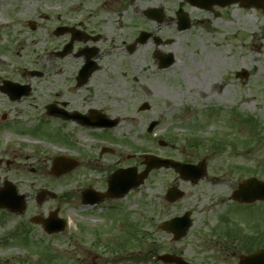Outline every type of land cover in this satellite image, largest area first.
<instances>
[{"label": "rangeland", "instance_id": "obj_1", "mask_svg": "<svg viewBox=\"0 0 264 264\" xmlns=\"http://www.w3.org/2000/svg\"><path fill=\"white\" fill-rule=\"evenodd\" d=\"M96 1L0 0V70L36 69L46 74L38 95L20 105L25 132L28 126L38 128V137L7 132L0 141V158L11 162L0 167V186L6 180L14 183L27 205L22 214L0 210V264H113L114 260L127 264L120 259L136 256L137 248L118 252L110 247L134 246L129 229L125 231L131 221L121 218L110 223L107 215H131L139 229L136 246L152 244L162 250L170 244L160 222L185 210L192 211L194 220L180 244L185 258L200 259L199 253L207 247L205 255L214 257L216 264H236L258 243L244 241L242 235L264 240V202L245 209L231 199L244 178L264 179L262 12L239 5L214 12L188 7L193 24L178 31L176 10L182 0H129L126 10L125 0L113 2L103 7L99 25L88 28L102 36L96 42H75L74 51L86 46L98 49L94 58L98 70L77 88L75 77L85 59L52 55L67 39L55 37L51 28L56 19L81 24L85 9L93 8ZM157 7L164 8L163 22L141 15ZM30 21L38 23L35 30ZM142 30L170 42L148 41L128 50ZM157 53H171L175 62L161 69L154 57ZM242 71L248 72L246 78L237 75ZM56 94L70 111L87 114L95 109L119 123L90 130L39 117L44 112L42 102L54 101ZM144 103L148 110H140ZM151 121L158 125L149 133ZM4 148L8 151L2 153ZM145 152L193 164L205 160L207 176L192 183L172 167L155 168L142 185L117 201L90 207L82 203L88 184L102 187L121 167L144 170ZM62 154L78 159L79 165L53 175L54 158ZM172 185L186 194L169 204L165 194ZM111 204L115 205L109 210ZM56 209L57 216L68 221L64 231L50 235L42 225L30 222L31 217L46 218ZM224 216L229 219L226 223ZM111 224L116 229L110 236L106 233ZM147 229L153 238L143 236ZM230 229L237 231L235 236H227Z\"/></svg>", "mask_w": 264, "mask_h": 264}, {"label": "flooded vegetation", "instance_id": "obj_2", "mask_svg": "<svg viewBox=\"0 0 264 264\" xmlns=\"http://www.w3.org/2000/svg\"><path fill=\"white\" fill-rule=\"evenodd\" d=\"M118 0H97L93 6V8H89L87 7L85 9L84 15H83V19H82V23L81 24H76V23H69L67 21H59V19H56L57 22L52 26L51 31L52 34L55 37H64L67 39L66 41L62 42L59 46L55 47V49L52 50V55H55L58 59H65V58H71V57H75V58H81L83 57L85 59V61H87L88 56L90 54V51L92 47L86 46L85 48H81V49H77V51H74L75 46L77 41L81 42L84 41L85 43L89 42V41H93L96 42L102 35L101 33H95L92 30L88 29L89 25L94 23L95 27L99 25L100 22V16L101 13L103 12V7L108 6L109 4L116 2ZM130 1L129 0H125L124 1V6L123 9H127L128 7H130ZM182 4L178 5V10L179 9H186V8H193L191 7L186 0H182ZM161 10V15L160 18L161 20H157V16L155 17L154 15H148L147 14V10L149 8H147L146 10H143V12L141 13V15L144 18H148L149 20H153L156 21L157 23H161L163 22V20L166 18V14L164 11L163 7H157ZM216 9H220L219 7H215L213 9L212 12H214ZM178 10H176V26L177 29L179 27V23L181 22L179 17H178ZM186 11V10H185ZM261 11V10H260ZM262 15L264 18V13L263 11ZM156 18V20H155ZM184 24L183 21L180 23ZM193 24V22H192ZM137 25V24H136ZM31 29H36L38 27V23L34 22L33 26H31V24H29ZM82 26V27H81ZM81 27V28H80ZM148 33H151L149 35V37L147 38V41H154V42H158L159 44H166L169 43L170 40H164V39H160L158 37H156L153 32H150L148 30H142ZM141 31V32H142ZM179 31V30H178ZM140 32V33H141ZM139 33V34H140ZM138 34V35H139ZM1 35V34H0ZM159 40V41H158ZM145 42V43H146ZM3 50L0 49V58L3 55ZM95 52L97 54L98 49L95 48ZM96 72V71H95ZM93 72V74L95 73ZM79 74V71H78ZM78 74L75 77L76 80V86L77 88H80L84 85H86L90 78L87 80L86 83H84L82 86H79L78 83ZM45 73L41 70H24V71H18V72H13V71H8L5 69L0 70V141L2 140V138L5 136V134L7 132H12V133H16L19 134L20 132H24L26 134H30L32 136H37L38 137V128L33 127L31 129L30 126H28L29 132H25V128L27 127L26 124L23 123L22 126V122L19 119V113H20V105L22 102H24L25 100H28L32 97H34V95H38V91L41 89V87H39V85L41 84L42 79L45 78ZM55 99H53L54 101H44L42 102L43 104V110L44 112H42L40 114L39 117L41 116H47L49 119L50 117H53L55 119H50L51 123L52 120L54 122L60 121L63 124H66V122H73L78 124L81 127H90L88 124H93L95 122H98L100 120L95 119V118H91V116H94L96 113L94 112L95 109L90 110L87 114L82 113V112H78V111H70L67 109V102L66 101H58L57 100V96L58 94L54 95ZM40 102H41V96H40ZM34 105V102L31 104ZM38 106V105H37ZM54 113H51L52 111ZM98 111V110H96ZM67 113V114H66ZM68 118H65V117ZM7 148L2 149V153L7 152ZM110 152H113V150H110ZM11 162H4V160L2 158H0V167L3 166V164H7L9 165ZM114 167V166H113ZM112 167V168H113ZM1 180V177H0ZM104 184L102 185V187H97L94 185V183H90L89 188H93L96 189L98 191L104 192L106 191L107 187H108V183H109V179L106 181H103ZM107 201H117L119 199H113L112 196H108L106 197ZM103 200V201H104ZM102 201V202H103ZM101 202V203H102ZM115 204H111L108 205V209L110 210L111 208L114 207ZM241 205V204H238ZM243 206L245 209L248 208L246 205H241ZM107 218L109 219L110 223H114L115 221H118L119 219L123 218V220L126 221H131L125 231L127 229H129V234L128 236H130L131 239L134 240V246L131 248H127V246L122 245V246H118V247H110L112 248L114 251H125L127 252L129 249L132 248H137L138 252L135 253L136 256H130V257H122L120 260L121 261H125L128 264L129 261H137L140 264H152V263H157V264H177V262H170V261H165L161 256L163 255H168L171 257H175L178 258L180 260H185L189 263L192 264H216V259L212 256H206L205 254H208V248H202L203 251L200 252L199 254L201 255L200 259H194V260H188L185 258L184 255V249L181 248L180 244H182V241L185 238H182L180 240H175V236L174 234H172L169 231H163V233L168 237L169 239V244L170 246L165 248V249H158L155 248L154 246L151 245H143L142 247H137L136 244H138V242L136 243V239L139 238L138 237V233H139V229L136 227V224H132L133 220H132V216L128 215V216H108ZM149 224H147L146 226H149ZM116 229V226H114L113 224L110 225V227L108 228V231L106 234L114 235V231ZM143 236L146 239H151L153 238V233L149 232L148 229L147 231L143 232ZM116 236L110 237L109 239H114ZM110 243L107 242L106 247L109 246ZM260 244V240H258V245ZM239 259L238 258L236 264L239 263ZM115 262H117L116 260H114L112 263L115 264Z\"/></svg>", "mask_w": 264, "mask_h": 264}, {"label": "water", "instance_id": "obj_3", "mask_svg": "<svg viewBox=\"0 0 264 264\" xmlns=\"http://www.w3.org/2000/svg\"><path fill=\"white\" fill-rule=\"evenodd\" d=\"M192 5L203 7L206 9H211L213 5L218 4L222 7L227 5L239 2L241 6L257 7L261 8L264 11V0H188ZM190 24L182 26L181 29L189 28ZM148 38V35H143L141 42H145ZM94 56V52H90L86 64L82 67L79 75V86L83 85L90 78L92 73L97 69V66L94 61H89V58ZM160 61V67L164 68L170 66L174 62L172 55L165 57L158 55ZM241 77H247V72L239 73ZM149 105L144 104L142 109H148ZM52 111V110H51ZM101 117V116H99ZM104 117V116H103ZM118 123V120L112 122L104 121L98 124V126L111 127L115 126ZM156 125V122H153L150 125L149 130H152ZM77 162L69 161L62 157L56 158L53 165V172L56 175H61L68 172L73 167H75ZM174 167L179 170V173L185 180H191L192 182H197L206 175V164L201 162L199 165L183 164L170 159H162L157 157H151V161L147 162L146 168L138 173L136 168L121 169L112 175L110 180V186L108 194L112 195L115 198L123 197L127 194L132 188L140 186L145 179L147 178L149 172L153 168L158 167ZM93 191H86L84 193L85 202L96 203L101 201L104 196L95 193ZM96 196V197H95ZM184 196V192L179 190L176 186H173L168 189L166 199L169 202H174ZM233 199L242 203H253L258 200L264 201V181L257 178L246 179L239 184L237 190L233 192ZM0 207H7L11 210L22 213L26 209L25 196H17L16 188L10 184L6 183L5 187L0 189ZM54 212L51 216H54ZM33 221L40 222L39 217H34ZM45 227L48 232H54L63 230L65 223L57 225L56 221L51 219V224L48 225V221H45ZM192 225V220L190 217V212H187L182 217L173 218L170 221L164 222L162 227L164 229L170 230L175 234V239H180L184 237ZM165 261L177 262V264H182L180 259L171 257V256H162ZM240 264H264V250L256 252L255 254L247 257H241Z\"/></svg>", "mask_w": 264, "mask_h": 264}]
</instances>
